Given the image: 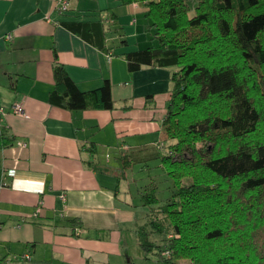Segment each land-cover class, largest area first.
Returning <instances> with one entry per match:
<instances>
[{
    "label": "crops",
    "instance_id": "crops-1",
    "mask_svg": "<svg viewBox=\"0 0 264 264\" xmlns=\"http://www.w3.org/2000/svg\"><path fill=\"white\" fill-rule=\"evenodd\" d=\"M68 1L62 10L60 0H0V103L25 106L23 115L8 112L0 134V264H129L149 216L142 194L161 173L146 170L172 181L161 156L174 142L163 120L177 67L131 71L123 57L158 44L148 6ZM120 10L137 15L130 32ZM70 21L103 23L107 48L69 29ZM55 49L80 89L109 80L115 107L51 103Z\"/></svg>",
    "mask_w": 264,
    "mask_h": 264
},
{
    "label": "trees",
    "instance_id": "trees-1",
    "mask_svg": "<svg viewBox=\"0 0 264 264\" xmlns=\"http://www.w3.org/2000/svg\"><path fill=\"white\" fill-rule=\"evenodd\" d=\"M120 1L146 3L158 41L124 53L129 69L177 67L163 120L174 142L161 156L172 191L144 190L139 246L163 264H264V0ZM64 24L107 48L100 21ZM53 70L51 103L115 107L109 80L80 89L56 49Z\"/></svg>",
    "mask_w": 264,
    "mask_h": 264
},
{
    "label": "rangeland",
    "instance_id": "rangeland-1",
    "mask_svg": "<svg viewBox=\"0 0 264 264\" xmlns=\"http://www.w3.org/2000/svg\"><path fill=\"white\" fill-rule=\"evenodd\" d=\"M120 13H121L120 14V16H121L120 22L122 23V25L124 27H126L127 32H130L134 28V27H131V25L133 23L130 21V19H132L134 16H137V15H133V13L130 14L129 12L128 13L122 12L121 10H120ZM199 145L202 146V143H200ZM147 172H150L153 175H155V173L161 172L160 174H158L159 177L157 178L159 189H160L158 192V195H159V197H161V199L168 197L172 191V189H171V186L173 185L172 181H170V179H168V177L166 179L165 173H163V171L159 168H155V167L152 168L151 167V168L146 170V173ZM159 236L158 235L155 236L154 239H155V241L162 243L163 242V236H161V237H159ZM126 237H127V241H128V239L130 240L128 234L126 235ZM129 252L132 254V259H131V262L129 264H157L156 263L157 261L155 260L156 255L150 254V257H146V255H143V250L141 249L140 246L129 249Z\"/></svg>",
    "mask_w": 264,
    "mask_h": 264
},
{
    "label": "built area",
    "instance_id": "built-area-1",
    "mask_svg": "<svg viewBox=\"0 0 264 264\" xmlns=\"http://www.w3.org/2000/svg\"><path fill=\"white\" fill-rule=\"evenodd\" d=\"M69 5V1L68 0H60V9L65 10L68 8ZM8 39L12 38V34L9 33L7 35ZM9 111H12L15 114H19V115H23L25 114V106L23 103L21 102H15L14 104L11 105V107H7L4 104L0 103V134L4 133V120L6 115L8 114ZM18 143L20 145L23 146H27L28 142L26 140H19ZM42 206H43V201L41 200L36 208V210L34 211V215L38 216L42 210ZM169 253V252H167ZM30 257V256H29Z\"/></svg>",
    "mask_w": 264,
    "mask_h": 264
}]
</instances>
